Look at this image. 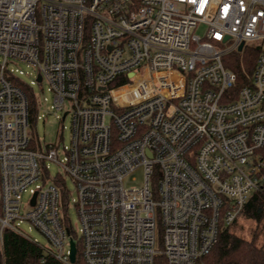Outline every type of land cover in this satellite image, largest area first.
Returning <instances> with one entry per match:
<instances>
[{
	"label": "built area",
	"instance_id": "1",
	"mask_svg": "<svg viewBox=\"0 0 264 264\" xmlns=\"http://www.w3.org/2000/svg\"><path fill=\"white\" fill-rule=\"evenodd\" d=\"M241 43L258 53L238 85ZM18 62L67 108V144L35 137ZM262 189L264 0H0V246L6 229L38 243L28 222L63 264L70 241L84 264H200Z\"/></svg>",
	"mask_w": 264,
	"mask_h": 264
},
{
	"label": "trees",
	"instance_id": "2",
	"mask_svg": "<svg viewBox=\"0 0 264 264\" xmlns=\"http://www.w3.org/2000/svg\"><path fill=\"white\" fill-rule=\"evenodd\" d=\"M257 53L255 49L245 48L241 51H233L225 59L226 66L237 73L238 85L249 81ZM26 91L33 104V95L29 90ZM241 217L255 221L250 239L243 238L230 230ZM259 237L261 243L257 244L256 240ZM0 264L63 263L45 252L38 243L6 229L3 231L0 246ZM75 264H84L79 249ZM200 264H264V189L250 195L239 217L220 233L217 244L201 259Z\"/></svg>",
	"mask_w": 264,
	"mask_h": 264
},
{
	"label": "rangeland",
	"instance_id": "3",
	"mask_svg": "<svg viewBox=\"0 0 264 264\" xmlns=\"http://www.w3.org/2000/svg\"><path fill=\"white\" fill-rule=\"evenodd\" d=\"M203 31L204 26L200 25L195 30V33L201 35ZM12 66L13 68H17L16 75L19 77V79L33 88V91L39 101L38 114L41 115V118L38 119L36 122L34 135L36 138H39L42 148H45L49 144H54L55 142L62 144L63 141L65 144H67L69 142L70 123L69 116L65 115V110H67V108L58 111H54L51 109L50 105L52 104V96L51 92L48 90V84L46 82H42V84H39L35 81L36 74L33 66L27 65V63L25 62H18L17 64H13ZM18 71H22V73H19ZM31 81L35 82L31 83ZM62 125L65 126L63 129L61 127ZM47 164L49 167V178L55 177L61 171L60 166L57 163L48 161ZM143 181V171L142 169H137L125 179L124 183L128 187H132L139 186L143 183ZM65 187L68 199L67 213L70 217V222L74 235L75 237H78V235L80 234L78 230L79 219L74 206V199L76 198V189L73 181L69 177L66 178ZM28 197V194L23 195V206L27 202ZM254 226V220L241 217L230 228V230L243 238L250 239L252 234L251 230ZM20 227L28 237L34 239L40 245H49L46 237L35 227H33L30 223L23 222L21 223ZM256 243H261L260 237L257 238Z\"/></svg>",
	"mask_w": 264,
	"mask_h": 264
},
{
	"label": "water",
	"instance_id": "4",
	"mask_svg": "<svg viewBox=\"0 0 264 264\" xmlns=\"http://www.w3.org/2000/svg\"><path fill=\"white\" fill-rule=\"evenodd\" d=\"M242 48V43L238 46V50H241ZM38 80H40V76H38ZM69 259L71 263H74L76 260V247L74 242L70 241V254H69Z\"/></svg>",
	"mask_w": 264,
	"mask_h": 264
}]
</instances>
